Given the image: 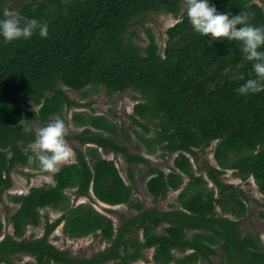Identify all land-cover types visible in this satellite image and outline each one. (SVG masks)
I'll return each mask as SVG.
<instances>
[{
  "label": "trees",
  "instance_id": "1",
  "mask_svg": "<svg viewBox=\"0 0 264 264\" xmlns=\"http://www.w3.org/2000/svg\"><path fill=\"white\" fill-rule=\"evenodd\" d=\"M183 1L27 0L20 7L24 17L47 21L49 34L41 38L34 33L30 39L8 43L0 37V200L12 185L11 171L28 164L34 152L29 144L37 132L26 131L24 126L33 117L47 120L61 114L64 107L82 106L61 83L84 96L90 93L88 86L104 87L109 95L128 88L138 90L143 100L134 104L132 114L142 128L135 129L137 136L151 153L158 146L179 153L173 170L167 173L120 142V134L128 140L127 132L106 115L76 112L73 120L85 129L72 138L88 146L77 147L76 161L58 168L54 184L32 186L28 192L11 197L19 207L11 216L13 234L0 241V264H17L11 256L21 252L35 258L29 264H104L114 259L120 260L119 264H130L145 258L143 249L148 247L155 248L154 264H198L201 257L216 253L215 244L229 256L238 258L245 250L255 256L247 260L249 264H264V253L258 252L264 246L258 236L242 235L238 220L216 214L217 205L227 210L226 197L217 196L214 188L207 187L204 175L195 174L187 154H196L195 148L217 140L214 157L219 167L209 163L208 176L221 193L229 191L228 196L238 205L232 209L237 216L247 207L240 197L242 189L221 181L220 175L226 169L241 177L254 176L264 195V89L247 96L236 91L244 82L239 77L254 76L252 62L244 59L235 41L226 37L212 40L210 35L195 32L186 13L167 29L163 55L151 29L147 28L149 42L145 46L135 42L137 32L126 35L132 20L141 13L167 10L177 15ZM210 3L230 14L247 11L250 23L264 25V7L252 0ZM6 4V0H0V18L5 17ZM232 63L239 64L236 71ZM210 82H216L211 90ZM30 101L39 108L33 107L27 115L23 104ZM151 125L154 135L147 137ZM100 147L123 153L129 164L149 163L147 188L155 202L171 188L180 187L186 174L189 181L178 196L182 209L163 211L138 202L135 206L139 212L116 231L112 218L94 205H71L68 188H76L80 195H94L110 205L130 201L132 187L116 161L105 157ZM36 162L34 159L33 164ZM62 205L64 212L56 220L45 216L43 236H25L27 226L40 225L42 208ZM160 221L168 222L162 232L157 231ZM62 222L64 233L70 237L100 231L110 245L90 258L73 256L49 240ZM133 225L143 230L144 240L126 237ZM189 228L198 231L190 234ZM2 229L0 220V234ZM220 238L224 239L222 243ZM176 248L193 251L176 257Z\"/></svg>",
  "mask_w": 264,
  "mask_h": 264
},
{
  "label": "rangeland",
  "instance_id": "2",
  "mask_svg": "<svg viewBox=\"0 0 264 264\" xmlns=\"http://www.w3.org/2000/svg\"><path fill=\"white\" fill-rule=\"evenodd\" d=\"M27 0H6L7 4L4 6V15H14L19 17L22 21L29 20L20 13V7ZM255 3L260 4L264 7V0H252ZM13 5L14 8H11ZM186 13L185 1L181 4V10L179 14L175 15L167 10L161 11H147L136 16L126 31V35H130L131 31L137 32L134 36V40L137 44L145 46L149 42V37L147 35V28L151 29L154 34L156 41L159 45V52L163 55L165 47L168 43L167 29L177 22L181 16ZM179 42V41H178ZM238 63H232L233 69L235 71L238 68ZM227 70V69H226ZM212 73V69H210ZM229 73L225 76L227 77ZM220 81V80H219ZM64 88L69 96L75 101L82 104V106H70L68 108L64 107L61 114L57 113L52 115L47 120H41L33 117L29 124L24 126L26 131L33 130L38 132V130L47 124L50 120L55 118H62L68 128V135L66 137V142L73 150L72 156L65 162L60 163L58 168L69 162L76 161V148L80 147L86 149L88 144L80 142L74 137V135L81 133L85 127L73 120V115L78 111H85L86 113H96L101 115H106L109 120L116 123L119 127H122L127 132L128 140H124L125 136L120 134L118 140L120 142L124 141L130 148L131 152L140 153L147 157L153 166L164 170L165 172H171L174 168V159L178 155L179 151H173L169 148H161L158 146L157 151L151 153L145 147V144L141 142V139L137 136L135 129L142 131L141 126L136 124L132 118L133 106L135 103L142 101L143 97L140 92L133 88H128L125 91H119L112 95L107 94L104 87L97 88L93 86H88L86 89L90 91L88 96L82 95L79 90H74L64 85L60 84ZM216 86V82L209 83V89H213ZM35 107L38 110L39 106L33 102H27L23 104V109L27 115L31 113L32 108ZM154 135V128L151 125V131L146 134L147 137ZM217 140H213L209 146L195 148L196 154L187 153L192 161L193 169L196 175H204L207 179V187L214 188L216 190L217 196L220 195L226 197V208H222L220 205L216 206V214L218 216L228 217L239 222V230L242 235L248 233L255 234L260 239V244L264 246V195L259 190L258 184L254 176L241 177L232 169H226L221 175L220 179L224 183L234 184L240 190V197L246 204V212L241 216H237L232 212L233 208H237L238 205L230 199L228 196L229 191L226 193H221L217 184L208 176L207 166L208 164H213L219 167L215 157L214 149ZM33 150L36 148L34 142L29 144ZM27 149V148H25ZM102 154L107 157L114 159L119 166L121 174L126 179V182L132 187L131 198L129 202L120 203L116 205H110L104 203L92 196H85L76 193V188H68L67 195L70 198V204L76 205L79 203H90L94 205L99 211L108 215L112 218L116 231L123 223L137 214L139 211L136 208L138 202H142L144 207H157L163 211H171L174 209H182L181 204L178 200L179 193L184 189L186 183L189 181V177L186 174L184 176V182L178 188H171L165 197L154 201L152 195L147 188V180L151 176L148 170L150 169L149 163L146 162H135L129 164L127 158L121 152H115L111 149H104L100 147ZM30 162L26 165H18L11 171L12 185L7 188L0 200V220L3 224L2 234H0V241H2L7 235L13 234L14 228L11 221V216L17 208L18 203L12 200L13 195L26 193L32 186H40L43 184H54V173L57 171H44L38 166V162L33 164L35 158L34 152L31 154ZM130 167H132V176L130 174ZM65 205L60 208H55L48 206L41 209V223L38 226L29 225L26 228L25 236L29 238L41 237L44 234L45 227V216L54 221L60 215L63 214ZM243 212V211H242ZM64 222H62L57 228L50 234L49 240L55 244L57 247L63 250H67L71 255L76 257L90 258L93 255L100 253L105 248L110 245L108 239L102 238L101 232L91 233L83 237H70L63 231ZM168 226L167 221H160L157 223V231L162 232ZM190 234L198 231L196 228L188 229ZM136 236L140 240H144L143 230L137 228L135 225L131 226V230L126 233L127 238H133ZM220 243L224 241L220 238ZM213 248L216 253L210 254L209 257H201L198 264H249L247 260L254 258V255L249 254L247 251H243L238 258L233 255L229 256L225 250H223L220 245L215 244ZM145 253V258H138L131 261L130 264H154V247H148L143 249ZM193 249L188 248L185 251L176 248L173 253L176 257H181L183 255L189 254ZM260 254L264 253V247L260 251ZM246 255H244V254ZM17 264H29V262L35 261V258L25 252L16 253L11 256ZM120 260L114 259L105 262L104 264H119ZM170 264H176L172 261Z\"/></svg>",
  "mask_w": 264,
  "mask_h": 264
},
{
  "label": "clouds",
  "instance_id": "3",
  "mask_svg": "<svg viewBox=\"0 0 264 264\" xmlns=\"http://www.w3.org/2000/svg\"><path fill=\"white\" fill-rule=\"evenodd\" d=\"M185 5L187 18L195 32L201 36L210 35L212 40L226 37L235 41L244 59L252 62L254 76L239 77L244 82L238 85L237 93L247 96L264 89V25L250 23V14L244 10L237 14L218 11L210 0H185ZM34 33L47 38V21L36 18L22 21L14 15L0 18V37L4 43L30 39ZM68 131L62 118L52 119L38 130L33 151L42 170L55 171L60 163L72 156L73 150L66 142Z\"/></svg>",
  "mask_w": 264,
  "mask_h": 264
}]
</instances>
